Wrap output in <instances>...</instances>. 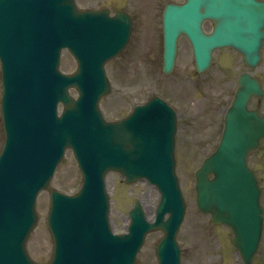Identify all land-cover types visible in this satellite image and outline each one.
<instances>
[{"label":"water","instance_id":"water-1","mask_svg":"<svg viewBox=\"0 0 264 264\" xmlns=\"http://www.w3.org/2000/svg\"><path fill=\"white\" fill-rule=\"evenodd\" d=\"M46 1L58 3L64 11V23H68L70 18V9L72 8L71 0ZM38 5L37 0H13L11 11L32 10L37 8ZM73 13L77 14L74 10ZM67 81H70V79H63L55 74L49 76L38 74L35 76L33 81V93L36 95L42 94L50 100L51 105H54L56 100L62 97L63 90L64 96L67 98L64 89L67 85ZM105 91L106 87L104 85V89L101 94ZM79 92L82 96L83 93L81 91ZM238 99L241 100V96L238 97ZM94 101V98H84L82 102L78 104L69 102L65 103L66 109L64 114H67L59 124H61L63 130L68 131L64 132V136L71 138L69 140L76 146V149L80 148V155L84 161L90 164L100 165L101 163L103 164V160L105 162L107 158L106 153L101 149L100 142L110 143V139L111 143L112 141H115V138H113L114 125H105L101 121L99 115L96 114L97 110L96 106L94 107ZM241 120L246 121L245 126L240 123ZM236 121L240 124V130H242L248 137L246 145L239 137H237L238 144L242 146L236 151L226 154L224 151H221L216 157L211 156L205 161L202 168L196 174V202L198 209L202 213H209L211 215L213 223H224L231 228L234 235L231 241L235 248L239 251L243 263L252 264V257L257 249L260 239L262 210L259 206L260 190L257 188V182L252 173L246 169L244 158L245 154L257 144L258 139L260 137H264V119H262V121L257 120L254 115L245 112L244 108L241 107V103H234L227 114V127L232 130L235 127ZM111 129L112 136L109 134L111 133ZM109 164L110 159L107 161V165ZM132 168L135 169V174L132 176L133 180L136 179V177L144 176L151 182L157 183L160 187V191L162 193L161 211H168L170 213L169 218L165 222H160L155 226H149V228L147 226L145 229L154 227L161 228L164 231L165 240L169 242L172 230L175 227L174 224H176L179 218L178 216L176 217L179 208L177 205V197L173 188L172 155L170 153V156H167L166 158L164 153L157 151L153 144H151L149 153L140 152L137 155V161L134 163V166L132 165ZM111 169L114 168L112 166L107 167L103 174ZM120 172L128 177L126 171L120 170ZM239 173L244 176V179L248 181V186H251V188H248L246 194L243 196L246 203L244 208L235 206L229 207L227 203L221 200L220 187L215 184H217L219 179L233 176L234 181L238 183L236 175H239ZM10 175L9 169L0 166V264H7L11 253L16 250L23 223L26 221L18 215L15 204V199L17 197L13 186L15 183H12V180H10ZM209 175H213L212 180L208 178ZM163 205L166 207L164 208ZM181 207H183L182 204ZM135 211H138V213L142 215L137 205L130 212V215L132 216ZM251 213H254V217H252ZM160 214L158 215V220H160ZM32 217L34 220L35 215L33 210ZM9 224H11L14 229L12 235H8L7 233V227ZM140 243L141 242L139 240L133 246L134 252L138 249ZM167 247L168 245L166 244L165 248ZM166 250L173 253L169 247ZM20 251L22 254L24 253L23 245L21 246ZM173 262L174 260L172 258V262H167V264H175ZM162 264L164 263L162 262Z\"/></svg>","mask_w":264,"mask_h":264},{"label":"rangeland","instance_id":"rangeland-1","mask_svg":"<svg viewBox=\"0 0 264 264\" xmlns=\"http://www.w3.org/2000/svg\"><path fill=\"white\" fill-rule=\"evenodd\" d=\"M124 2H126V0H124ZM75 3L79 9H97L105 5L114 7L118 4L113 0H75ZM153 15L156 16V14H152L151 18ZM139 16L140 14L137 16L138 20L140 19ZM131 39L132 41L130 42L129 49H127L118 59L109 63L107 69H112L114 71L113 67L115 65L119 66L128 56L129 52L134 49L135 42L137 43V48L139 44H141L140 40H146L148 44L151 45V51L148 54V62L142 60L136 61L134 59L133 84L136 86H144L151 71L152 83L150 84V90L152 93L161 94L160 92H162L164 93L161 94L162 96L167 97L171 99L172 102L176 103V91L174 88L180 80L179 76L181 74V68L178 67L174 75L168 79L161 80L159 78L160 28L158 19L155 23H153L151 19L146 27H143L141 23L136 22ZM147 49L148 46L145 47V50ZM130 55H132V53ZM186 55L188 56V51H186L184 45L181 44V58L179 64L186 58ZM59 69L67 74L73 73L75 70L72 58L67 52H63L61 55ZM128 81L129 80L126 82ZM157 82L162 86H159ZM119 84L122 83L119 82ZM112 100L113 94L104 98L99 103V108L103 116L109 120L112 117ZM188 132L193 146L199 147L203 143V129L198 124H190ZM2 140L3 132L0 118V148ZM260 155H262V161L260 159L259 163L257 160H253V163L264 179V149L261 151ZM178 158L180 160V156H178ZM194 158L197 159L198 156L194 155L193 159ZM177 166L176 175L185 203L184 219L176 237L180 248V264H241L236 252L234 249L230 248L227 243V239L230 236L229 231L226 228H214L210 224L208 217L202 216L197 212L194 202L191 168L189 170L184 168L181 161H178ZM80 181L81 176L76 163L71 153L67 152L55 171L50 182V188L65 193H72L78 187ZM119 183V179L112 174H108L106 177V191L110 198V226L114 232L124 233L128 223L126 212L128 208L131 207L133 198H140L144 206L145 215L147 219L151 221L154 217L155 206L158 202V194L153 188L142 182L136 183L130 187H124ZM47 210L48 191L44 190L39 193L37 197L36 212L38 220L26 242L28 255L37 263H46L51 257L52 243L45 223ZM161 236L162 234L160 232H152L146 237L144 245L138 253L134 264H157L154 248ZM261 245L262 247L256 257V264H264V235Z\"/></svg>","mask_w":264,"mask_h":264}]
</instances>
